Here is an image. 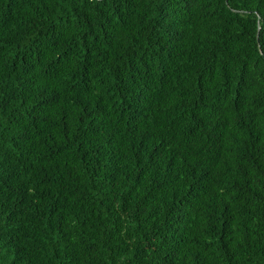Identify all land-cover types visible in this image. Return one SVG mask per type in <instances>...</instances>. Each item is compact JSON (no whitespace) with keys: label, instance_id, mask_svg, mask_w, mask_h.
Listing matches in <instances>:
<instances>
[{"label":"trees","instance_id":"1","mask_svg":"<svg viewBox=\"0 0 264 264\" xmlns=\"http://www.w3.org/2000/svg\"><path fill=\"white\" fill-rule=\"evenodd\" d=\"M0 264H264V0H0Z\"/></svg>","mask_w":264,"mask_h":264}]
</instances>
